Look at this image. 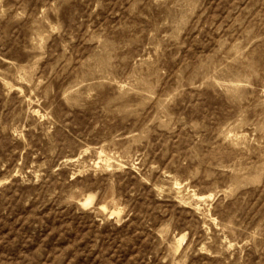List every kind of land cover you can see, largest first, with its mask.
<instances>
[{
  "label": "rangeland",
  "instance_id": "1",
  "mask_svg": "<svg viewBox=\"0 0 264 264\" xmlns=\"http://www.w3.org/2000/svg\"><path fill=\"white\" fill-rule=\"evenodd\" d=\"M0 264H264V0H0Z\"/></svg>",
  "mask_w": 264,
  "mask_h": 264
},
{
  "label": "bare ground",
  "instance_id": "2",
  "mask_svg": "<svg viewBox=\"0 0 264 264\" xmlns=\"http://www.w3.org/2000/svg\"><path fill=\"white\" fill-rule=\"evenodd\" d=\"M92 200H93V197H89V199H88L87 201H88V203L90 204ZM184 238H185V236H182V237L180 238V241H182Z\"/></svg>",
  "mask_w": 264,
  "mask_h": 264
}]
</instances>
